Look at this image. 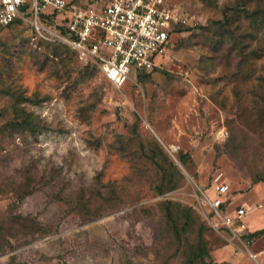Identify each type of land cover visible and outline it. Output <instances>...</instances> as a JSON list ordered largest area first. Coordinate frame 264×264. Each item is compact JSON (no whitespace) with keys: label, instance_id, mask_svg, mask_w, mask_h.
<instances>
[{"label":"rangeland","instance_id":"rangeland-1","mask_svg":"<svg viewBox=\"0 0 264 264\" xmlns=\"http://www.w3.org/2000/svg\"><path fill=\"white\" fill-rule=\"evenodd\" d=\"M170 3L190 29L120 89L100 72L82 82L84 63L53 58L30 20L0 31V126L13 117L9 91L46 126L0 137V264H186L200 225L205 264H258L251 253L264 264V235L244 238L264 228V21L243 13L264 0ZM220 183L222 216L246 210L234 231L211 205Z\"/></svg>","mask_w":264,"mask_h":264},{"label":"built area","instance_id":"built-area-1","mask_svg":"<svg viewBox=\"0 0 264 264\" xmlns=\"http://www.w3.org/2000/svg\"><path fill=\"white\" fill-rule=\"evenodd\" d=\"M48 9L66 14L69 37L43 25L40 14ZM16 19L30 20L44 39L59 40L74 48L82 63L98 67L118 89L139 70L152 71L156 58L169 48L173 25L188 22L170 0H110L96 6L69 0H0V30ZM215 190L212 208L234 231L246 216V210L239 208L235 218L223 217L219 207L230 191L229 186L220 183ZM240 227L245 228L242 224ZM250 257L260 264L254 254Z\"/></svg>","mask_w":264,"mask_h":264},{"label":"trees","instance_id":"trees-1","mask_svg":"<svg viewBox=\"0 0 264 264\" xmlns=\"http://www.w3.org/2000/svg\"><path fill=\"white\" fill-rule=\"evenodd\" d=\"M70 1V0H69ZM110 1V0H109ZM70 2H75V1H70ZM108 2V1H107ZM28 8V4L24 7V9ZM244 15H246L247 18H249L250 20L254 21V22H259L258 25H263V21H264V11L261 10H255L251 13H249L247 10L243 11ZM40 20L43 23L44 26H46L49 29H52L54 31H56L57 33H59L62 36L65 37H69L68 34V17H66V14L59 12L58 10H54V9H48L45 12L40 14ZM23 21L20 19H16L14 20L11 24H9L8 26H6L5 28H8L16 23H22ZM226 23H228V21H218L215 22L214 25L216 27H223ZM189 22L187 23H176L173 25L172 27V31H171V35H174L175 33H179V32H184L186 29H190L188 28L189 26ZM3 28V29H5ZM1 29V30H3ZM0 30V31H1ZM44 40V39H42ZM43 43H46L48 47L51 48L52 50V56L53 58L56 59H64L66 58L68 55L70 56H76L77 58H79L78 56V52L72 48L71 46H69L68 44H65L61 41H48V40H44L42 41ZM155 69V68H154ZM153 69V70H154ZM96 72H100V70L98 69V67H96L95 65L92 64H84V67L82 68V73L80 76V79L82 82L93 78L96 75ZM101 73V72H100ZM150 72L147 71H138L136 73L133 74V78H137L142 77V75L144 74H149ZM102 74V73H101ZM106 79V77H104ZM107 80V79H106ZM108 81V80H107ZM109 82V81H108ZM7 95L10 96L12 99H14V106L12 108V119H10L8 121V123H6L5 125L0 126V137H3V134L8 131L10 133H15L16 135H25L26 137H37L40 133L43 132V130H45L46 126L45 124L41 121V119L36 116L33 112L29 111L24 105L25 101H27L28 98H26L22 92L19 91H9L7 92ZM263 95H258L256 94L255 96V100H254V104L256 106H258L259 104V100L261 99ZM1 114V112H0ZM1 140V138H0ZM179 162L183 165V166H187L188 165V158L186 155H181L179 158ZM173 168H175L177 170V166L175 163L171 164ZM256 184L259 183H264V176H260L258 178H256ZM178 186L177 183L172 184L169 189H176ZM26 195H28V192L26 193ZM26 195H20L18 197V200H23ZM84 195V191L81 192V196ZM226 201H223V203L221 204V206L219 207V211L222 214L223 212L226 211ZM172 204L171 202L167 201L165 203V214H166V219L169 222L170 226L172 227L173 232L177 235V236H182V228H180L178 221L175 219V213L174 210L172 209ZM82 207L86 210V206L82 205ZM82 211V210H80ZM190 211H192L190 209ZM86 215H91V216H95L97 215L95 212H93L92 210H86ZM80 215H82L81 213H79ZM188 217V214H187ZM188 223V221H187ZM205 230L206 227L203 225H200L198 230H197V250L196 253L191 256L189 258V260L186 262V264H205V259L207 257H209V252H208V248H207V242L205 240ZM264 235V228L261 230H258L256 232L253 233H247L244 235V238L248 239L249 242H252V240H255L256 238L263 236ZM209 264H212V262H210Z\"/></svg>","mask_w":264,"mask_h":264},{"label":"crops","instance_id":"crops-1","mask_svg":"<svg viewBox=\"0 0 264 264\" xmlns=\"http://www.w3.org/2000/svg\"><path fill=\"white\" fill-rule=\"evenodd\" d=\"M250 233V232H249Z\"/></svg>","mask_w":264,"mask_h":264}]
</instances>
